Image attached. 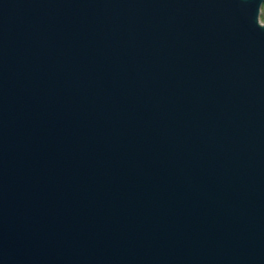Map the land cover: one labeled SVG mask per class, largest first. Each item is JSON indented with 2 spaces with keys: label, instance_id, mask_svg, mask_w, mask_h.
Here are the masks:
<instances>
[{
  "label": "water",
  "instance_id": "obj_1",
  "mask_svg": "<svg viewBox=\"0 0 264 264\" xmlns=\"http://www.w3.org/2000/svg\"><path fill=\"white\" fill-rule=\"evenodd\" d=\"M264 0H0V264H264Z\"/></svg>",
  "mask_w": 264,
  "mask_h": 264
},
{
  "label": "rangeland",
  "instance_id": "obj_2",
  "mask_svg": "<svg viewBox=\"0 0 264 264\" xmlns=\"http://www.w3.org/2000/svg\"><path fill=\"white\" fill-rule=\"evenodd\" d=\"M260 21L264 25V5L262 7V13H261V16H260Z\"/></svg>",
  "mask_w": 264,
  "mask_h": 264
}]
</instances>
